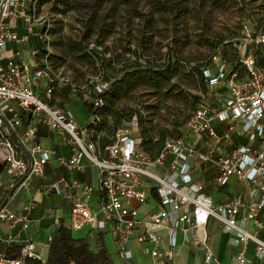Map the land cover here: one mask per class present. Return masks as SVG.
<instances>
[{
	"label": "built area",
	"instance_id": "built-area-1",
	"mask_svg": "<svg viewBox=\"0 0 264 264\" xmlns=\"http://www.w3.org/2000/svg\"><path fill=\"white\" fill-rule=\"evenodd\" d=\"M36 9L35 0H0V155L6 152L3 162L13 179L10 189L25 176L44 180L46 167L56 159L69 177L43 184V192L70 203L68 226L73 234L112 235L118 248L114 264H174L183 245L181 237H191L202 250V264H224L209 235L198 236L211 221L242 245L233 251V264H264V31L244 25L242 37L231 43L238 50V68L220 53L213 57V68L204 72L211 97L202 99L183 135L166 139L160 153L152 156L143 149L134 126L122 125L111 142L101 147L95 130L100 116L92 115L83 125L72 109L54 104L56 88L69 81L54 73L46 59L40 60L45 65L40 67V50L32 48L28 60L22 51L34 37L45 40V34L34 31ZM20 23L23 34L18 32ZM94 86L99 96L109 83L99 79ZM84 98L91 99L88 93ZM92 101L95 107L104 104L100 98ZM42 130L53 133L71 155L45 147L39 141ZM238 137L257 145H235ZM84 159L98 170L97 185L73 177L74 172H85ZM203 164L216 168L220 188L232 178L247 183L248 197L213 203L194 181V173ZM97 191L100 197L94 201ZM3 222L30 227L27 216H17L5 207L0 209ZM242 223L251 224L252 229ZM50 242L28 241L16 259L0 252V264L44 262L41 249ZM250 244L253 257L248 256Z\"/></svg>",
	"mask_w": 264,
	"mask_h": 264
},
{
	"label": "rangeland",
	"instance_id": "rangeland-1",
	"mask_svg": "<svg viewBox=\"0 0 264 264\" xmlns=\"http://www.w3.org/2000/svg\"><path fill=\"white\" fill-rule=\"evenodd\" d=\"M161 1L167 3V0ZM178 1L191 9L190 16L178 19L158 12L155 0H70L69 4L35 0L34 31L46 35L43 46L59 65L56 74L64 76L69 81L67 85L73 88V94L67 99L63 95L66 86L57 87L54 104L58 108L72 109L78 117L82 111L86 116L87 110L81 101L86 100V93L93 94L94 84L104 75L101 57L115 59L120 69L126 62H136L138 55L142 64H163L172 55L181 68L167 88L173 90L169 99L139 89L119 100L116 107L125 113H135L132 121L122 120L121 123L136 126L140 134L141 116L144 125L155 131L157 139L159 135L182 136L193 114V100L212 95V89L207 93L197 77L189 72L208 62L216 45L222 42L229 45L225 57L236 59L238 50L231 43L242 37L244 25L264 31V0H214L220 3L217 5H206V0ZM70 45H79L87 55L96 58L95 65L75 59L69 51ZM103 123L106 135L117 125L111 116ZM197 183L207 187L210 196L218 197L216 182L207 184L200 178ZM74 236L82 238L86 233ZM105 242L109 254L117 261L118 248L111 234L105 235Z\"/></svg>",
	"mask_w": 264,
	"mask_h": 264
},
{
	"label": "trees",
	"instance_id": "trees-1",
	"mask_svg": "<svg viewBox=\"0 0 264 264\" xmlns=\"http://www.w3.org/2000/svg\"><path fill=\"white\" fill-rule=\"evenodd\" d=\"M58 1H65L66 4H69L70 0ZM155 1L157 2L156 8L158 12L169 13L171 16L177 17L178 19L188 17L192 14L191 9L185 6L181 1L167 0V3L161 0ZM212 3L215 5L220 4L216 3L214 0H206V5ZM30 44H32L35 49L40 50V55L37 57L40 67L45 66L41 64L40 60L46 59L52 71L56 73V69H58L59 65L53 60V57L50 56L46 47L44 48L43 42L39 38L34 37L30 40ZM228 46V44L226 45L223 42L219 43L216 45L214 54L209 58L208 62L197 65L189 72V75L197 77L207 93H210V89L212 88L209 86L208 79L205 78L204 72L207 69L213 68V57L216 54L222 53L223 59L227 60L233 67H239L237 54L236 59L228 60L225 57L226 48H228ZM69 51L73 54L75 59L89 65H95L96 58L87 55L85 50L79 45H70ZM100 60L102 61L104 71L102 79L109 83V87L98 96L95 94V86H93V94L90 95L91 99L81 101V103L85 107V110H87L89 117L92 115L101 117V122L95 130L96 137H99V144L103 147L111 142L112 136L116 130L123 125L121 123L122 120L132 121L135 116L133 112L125 113L120 111L116 107V103L123 98L130 97L139 89H145L157 97L169 99L170 97L168 96L173 93V90H168L167 88L171 85L172 80L179 75L181 66L174 62L172 55H169L163 64H142L139 61L140 56L138 55L136 62H124L125 64H123L120 69L116 67L115 59H105L101 57ZM65 86L66 88L63 89V95L64 98L68 99L73 94V88L71 84ZM95 98L103 100L104 104L102 107H95L92 101ZM201 101L202 99L200 98L193 100L191 104L193 113L197 110ZM20 115L23 117V114ZM107 116H111L117 121V125L113 132L111 133V130H109L110 135L105 134V126L103 123ZM139 126L141 129V134L139 133V135L142 140L141 145L143 149L152 156L159 154L166 139H168L167 136L159 135L157 139L155 131L144 125L141 116L139 117ZM39 137H41V133ZM26 180L27 176L16 180L13 188L9 190L4 199L0 202V209L6 206L9 199ZM22 249L23 247L20 246L10 247L6 251V256L10 259H16L20 256ZM27 264H114V261L112 255L108 252L104 234L90 232L87 237L77 238L66 224V221L62 219L58 223L56 234L51 238L47 259L44 262L29 259L27 260Z\"/></svg>",
	"mask_w": 264,
	"mask_h": 264
},
{
	"label": "crops",
	"instance_id": "crops-1",
	"mask_svg": "<svg viewBox=\"0 0 264 264\" xmlns=\"http://www.w3.org/2000/svg\"><path fill=\"white\" fill-rule=\"evenodd\" d=\"M18 32L23 34L24 26L19 24ZM34 48L32 44L22 47L23 56L25 60L29 59V52ZM41 85L44 82L40 83ZM40 85V87H41ZM39 87L38 93L44 98V91ZM77 120L86 125L90 117L88 114L85 116L83 111L80 113ZM217 125V123H215ZM226 124L219 128L222 131ZM136 128V126H134ZM39 141L47 148L57 151L59 155L70 156V150L64 146L57 137L47 130L41 131V137ZM235 145H248L251 147L257 144L247 137H238L235 141ZM3 154L0 155V202L4 199L9 192L13 179L6 173V165L3 162ZM83 165L85 172H74L73 177L81 183H92L97 185L98 183V170L93 167L89 161L84 159ZM45 179L41 180L38 177H31L24 185H22L16 193L9 199L5 208L15 213L17 216H27L30 220L29 229H24L22 224L12 225L10 222L0 223V252L6 254V251L13 246L23 247L28 241H45L48 242L57 232L58 223L64 219L66 224L69 225L70 203L62 196L55 193H45L42 190L43 184H51L59 181L62 177H69L67 171L60 168L56 159H53L51 163L46 167ZM217 170L214 166L209 164H203L194 173V181L197 182L200 178L204 179L205 183L209 184L216 182ZM204 189V193L211 198L215 204L224 203L230 199L241 197L247 198L249 192V185L245 182H241L236 178H232L229 185L225 188L218 187L216 193L217 198H213L207 193V187H201ZM100 197L99 191L94 195V201H97ZM243 226L252 229L251 224L242 223ZM69 227V226H68ZM204 233L209 235L210 244L217 256V258L224 264L234 263V249L242 247L241 244H237L229 239V236L225 234L219 225L215 221H211L208 226L198 231V236L202 237ZM264 237V233L261 234ZM180 242L183 244L180 249L179 256L175 260L174 264H202L203 252L197 247L191 237L188 239L180 238ZM49 244L43 245L41 252L44 258L47 259L49 253ZM248 256H254V245L250 244L248 247Z\"/></svg>",
	"mask_w": 264,
	"mask_h": 264
},
{
	"label": "bare ground",
	"instance_id": "bare-ground-1",
	"mask_svg": "<svg viewBox=\"0 0 264 264\" xmlns=\"http://www.w3.org/2000/svg\"><path fill=\"white\" fill-rule=\"evenodd\" d=\"M2 154H3V156L5 157V155H6V152L2 151Z\"/></svg>",
	"mask_w": 264,
	"mask_h": 264
}]
</instances>
